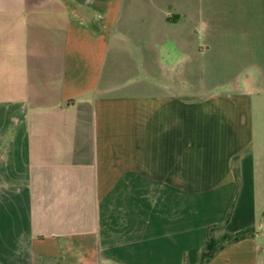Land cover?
<instances>
[{
	"label": "crops",
	"instance_id": "1",
	"mask_svg": "<svg viewBox=\"0 0 264 264\" xmlns=\"http://www.w3.org/2000/svg\"><path fill=\"white\" fill-rule=\"evenodd\" d=\"M259 120L264 0H0V264H264Z\"/></svg>",
	"mask_w": 264,
	"mask_h": 264
},
{
	"label": "trees",
	"instance_id": "2",
	"mask_svg": "<svg viewBox=\"0 0 264 264\" xmlns=\"http://www.w3.org/2000/svg\"><path fill=\"white\" fill-rule=\"evenodd\" d=\"M231 210L222 225L210 226L207 230V239L200 252L198 264H211V262L229 247L256 235L255 229H246L238 233L226 231V223L230 218Z\"/></svg>",
	"mask_w": 264,
	"mask_h": 264
},
{
	"label": "rangeland",
	"instance_id": "3",
	"mask_svg": "<svg viewBox=\"0 0 264 264\" xmlns=\"http://www.w3.org/2000/svg\"><path fill=\"white\" fill-rule=\"evenodd\" d=\"M263 136H264V120L262 121L259 120L258 124L256 125V137H257L256 142L261 143L262 140H264Z\"/></svg>",
	"mask_w": 264,
	"mask_h": 264
}]
</instances>
